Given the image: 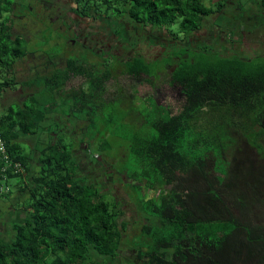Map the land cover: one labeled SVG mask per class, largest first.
I'll list each match as a JSON object with an SVG mask.
<instances>
[{
  "label": "trees",
  "instance_id": "trees-1",
  "mask_svg": "<svg viewBox=\"0 0 264 264\" xmlns=\"http://www.w3.org/2000/svg\"><path fill=\"white\" fill-rule=\"evenodd\" d=\"M263 17L264 0H0V264H264V54L208 33L191 44L217 24L242 45ZM97 18L111 38L84 26L87 44L66 50ZM33 38L40 49L24 46ZM163 86L173 106L156 102ZM137 92L147 131L127 135L119 100ZM103 122L126 143L122 170L106 137L90 149ZM123 203L141 219L131 228Z\"/></svg>",
  "mask_w": 264,
  "mask_h": 264
},
{
  "label": "rangeland",
  "instance_id": "rangeland-1",
  "mask_svg": "<svg viewBox=\"0 0 264 264\" xmlns=\"http://www.w3.org/2000/svg\"><path fill=\"white\" fill-rule=\"evenodd\" d=\"M13 22L17 23V22H20V20L14 18L13 19ZM83 25L90 27L91 30H93V31H96V33H95L96 34L95 35L96 37H105V38H108V36L110 34V28H111V26H110V24H108V22L106 20H103L102 19L101 22H99V23L97 22V20L83 21ZM198 33H200V34H196L195 36H193V38L196 40V41L194 40L195 42L193 41L194 43H196L197 40L202 35H204L205 33H208L210 35L212 33L214 34L215 33V30H213V28H211L210 24H208V25H204V28L202 29V31L200 30ZM36 36H40L41 39H44L43 44H44L45 40H47V38H48L47 33H45V35L42 36V33L39 32ZM163 36H166V35H163ZM41 42H42V40H41ZM24 44H25L24 46L26 48H28V49L37 47L38 45L39 46H42V44H40L38 41H36L35 38H33L32 40H30L29 42H26ZM251 45H252L251 42H248L245 46L246 47H249ZM39 46L37 47L38 49L41 48V47L39 48ZM64 46H65V49L66 50L69 48V46H70V48H72V47L73 48H77L76 45L73 46L72 44H67V43L64 44ZM237 47H238V45H237ZM14 67L17 70L16 76H17L18 79H23V78L29 76V72L28 71H26L25 73H23L24 70L27 69V66H26L25 62L23 63V62L17 61L15 63V65H14ZM121 89L123 90L124 93H125V91L127 92V90L129 91V89H128V87L126 85H122L121 88L118 89V92L119 91L121 92ZM166 92H167L166 97L165 96L162 97L160 102H162V103H169L171 106H173L175 104L176 99L179 98L180 94H179V92L176 89H173V90L167 89ZM131 101L136 106L134 105V106L131 107V111H130L129 114H134L135 111H137L139 113V115H140L141 118H138L137 120L134 119V122L131 123L132 126L129 125L125 121H124L125 124L124 123L121 124L120 129L118 131L119 132L120 131H123L127 135H130V133L133 132L132 129H134V133H137V130L147 131V126H146L145 123H148L147 122V120H148L147 117L149 115L148 114V111L145 110L146 108L145 109L142 108V105H144V104L146 105V104L149 103L147 100H145V98H142L141 99L140 97H137L136 99L131 100V98L128 97V95H125V97H120V102H121L120 106L121 107H128L130 105V103H132ZM58 110H60V109H58ZM114 117L119 118L118 115H116V116L114 115ZM81 119H85V117L84 116H81ZM107 124H109V122H107ZM107 124L104 123L103 125H101L100 126L101 128H100V131L99 132L96 129V130H91V131H89V133H87L88 136H93L94 137V138L92 137L93 140H91L92 143L90 144V149L91 150H94V149L98 150L99 141L101 140V139H98V135L106 137V139L111 144L110 148L106 149L107 150L106 152L109 153V157H113V158H116L117 159L116 162H115L116 164L114 165V168H116L118 170H122L125 163L124 162L121 163V162H122V159H123V156H124V153H125V149H126L125 148V144L126 143L123 140L119 139L118 136L114 135L112 133L111 126L110 125H107ZM85 126H86L85 120H79V122L77 123V126H76V130H84ZM242 131H244V130H242ZM248 135L252 137L253 134H252V132H249ZM78 140H79V138H77V137H76V140L75 141L72 140V138H70L69 136H67L65 138V142L66 143H69L70 144V142L72 141V142H74V144H73L74 146L76 145V143L78 142ZM26 141L30 142V140H26ZM68 148H70V145L68 146ZM102 152L105 153V151H102ZM77 154H79V152ZM255 154L256 153L253 150L252 153L250 154L251 158H255L256 157ZM119 158H120V161H118ZM261 163L264 166V160ZM17 181H18V178H16V177H13V178H10L9 179V185H10V188H11L12 192H13V190H15V187L13 186V184L17 183ZM114 189H116L117 192L120 193L119 194V197L120 198H124L125 199L123 190L120 189L118 185H116ZM129 192H130L129 193L130 199L132 201H135L138 196L133 191H129ZM161 193H162V191H160V190L157 191L156 193H154V192L152 193L151 192V193L148 194V197H150L151 200H154V198H156ZM0 204L2 205L4 203H0ZM122 207L124 208L125 213L121 217L120 220H125L126 222H128L129 228H131V225L135 224V220L136 219H138L139 222L141 221L138 213H136L134 211V207L132 206L131 203H123ZM6 218L8 219V217H6ZM203 226L205 228H209L210 230H215L217 228V225L215 223H205V224H203ZM0 229H3V227L1 225H0ZM128 254H129V251H128ZM124 256H125L126 259L129 257L126 254H124ZM119 260H121V258H119Z\"/></svg>",
  "mask_w": 264,
  "mask_h": 264
},
{
  "label": "flooded vegetation",
  "instance_id": "flooded-vegetation-1",
  "mask_svg": "<svg viewBox=\"0 0 264 264\" xmlns=\"http://www.w3.org/2000/svg\"><path fill=\"white\" fill-rule=\"evenodd\" d=\"M264 18V17H263ZM82 20V19H81ZM94 20H97V22L99 23V22H101V18H97V19H94ZM258 20V19H257ZM257 20H256V22H257ZM90 21H92V20H90ZM261 24H262V27H260V25H259V23H257L254 27H253V30H254V32L256 33V34H254V32H248L247 33V31H246V34H245V37H244V40L246 41L244 44H239V43H235V42H233V43H230L227 39H225V38H223V36H222V31H221V29L217 26V24H215V26L214 25H212L211 26V28H213V30H215V33L213 34V36L215 37V40L214 39H210V40H206V39H204V38H202L203 36H201L198 40H197V42L196 43H191L192 45H197V44H204V42H208V43H211V42H213V41H215V43L213 44V46H219V47H222L223 49H224V47H226V48H228V49H230L229 47H231L232 46V50H236V51H238V52H240V53H243L244 51L246 52V51H250V52H257V51H260V52H262L263 54H264V41L261 43V45L259 44H257L256 42H254L253 41V36H255V35H258V36H260L259 34L261 33V34H263V36H264V19H261ZM78 28L80 29L79 31H78V33L77 34H79V36H75V37H73V38H70V40H71V42H72V45H76V47L77 48H75V49H78L79 47L78 46H85V44H87L86 43V40L89 38L90 39V37H89V34H87V32H86V30H85V28L87 27L88 29L90 28V27H88V26H86L85 28H84V25H83V21H81V25L78 23ZM97 26V25H96ZM114 29V28H113ZM90 30H91V28H90ZM96 34H94V39L95 40H101L100 38H102V37H96L95 36ZM210 35V34H209ZM219 37H218V36ZM91 36V35H90ZM92 37V36H91ZM112 37H114V38H116V34H114V32H112ZM108 38H111V33L109 34V36H108ZM69 39V38H68ZM67 39V40H68ZM95 40H94V42H95ZM120 42V43H119ZM248 42H251V46H249V47H246L245 45L248 43ZM54 43H57V41L56 42H54ZM67 43V42H66ZM110 43H114V47H112V52H116V53H121L122 52V47H121V45H118V44H122L121 43V39H115V40H111L108 44H110ZM97 44H100V43H97ZM237 45H238V47H237ZM135 47V48H134ZM74 49V50H75ZM135 49H137V44H135L134 46H133V48H132V50H135ZM75 52V51H74ZM244 52V53H245ZM89 55H90V53H88ZM92 58V57H91ZM165 68H167L168 69V66L166 65L165 66ZM163 88H164V93L162 94V96L161 97H159L158 99L156 98V102L157 101H159V100H161V98L162 97H166V95H167V92H166V90L167 89H169V90H172L171 88H169L168 86H163ZM166 89V90H165ZM140 92V91H139ZM139 92H137V97H140V93ZM129 97V96H128ZM137 97H134V99L135 98H137ZM141 98V97H140ZM134 99H132V100H134ZM120 101V100H119ZM132 102V101H131ZM163 104H165V103H163ZM135 104L132 102V103H130V105L128 106V107H125L126 108V111H128V113H126L125 114V118H127V121L129 120V122L131 121V123L132 122H134V119L135 120H137L139 117H140V115H139V113L137 112V111H135V113L134 114H129L130 113V111H131V107L132 106H134ZM136 106V105H135ZM141 118V117H140ZM75 121V120H74ZM75 124L76 123H74V124H72V127L73 126H75Z\"/></svg>",
  "mask_w": 264,
  "mask_h": 264
},
{
  "label": "built area",
  "instance_id": "built-area-1",
  "mask_svg": "<svg viewBox=\"0 0 264 264\" xmlns=\"http://www.w3.org/2000/svg\"><path fill=\"white\" fill-rule=\"evenodd\" d=\"M0 150L3 151V143L1 139H0Z\"/></svg>",
  "mask_w": 264,
  "mask_h": 264
}]
</instances>
